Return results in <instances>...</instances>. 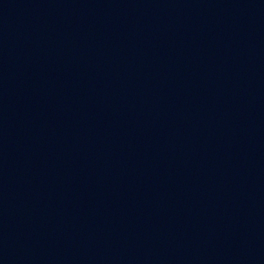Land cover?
Here are the masks:
<instances>
[{
    "label": "water",
    "instance_id": "95a60500",
    "mask_svg": "<svg viewBox=\"0 0 264 264\" xmlns=\"http://www.w3.org/2000/svg\"><path fill=\"white\" fill-rule=\"evenodd\" d=\"M0 264H264V0H0Z\"/></svg>",
    "mask_w": 264,
    "mask_h": 264
}]
</instances>
